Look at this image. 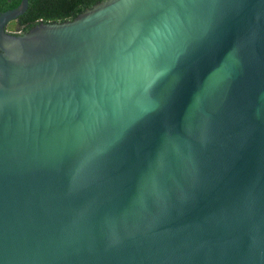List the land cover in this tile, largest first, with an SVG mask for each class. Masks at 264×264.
Wrapping results in <instances>:
<instances>
[{"label": "water", "instance_id": "1", "mask_svg": "<svg viewBox=\"0 0 264 264\" xmlns=\"http://www.w3.org/2000/svg\"><path fill=\"white\" fill-rule=\"evenodd\" d=\"M0 11V264H264V0Z\"/></svg>", "mask_w": 264, "mask_h": 264}, {"label": "trees", "instance_id": "2", "mask_svg": "<svg viewBox=\"0 0 264 264\" xmlns=\"http://www.w3.org/2000/svg\"><path fill=\"white\" fill-rule=\"evenodd\" d=\"M19 0H0V11L17 5ZM97 0H27L25 10L12 19L18 32L39 21L70 19Z\"/></svg>", "mask_w": 264, "mask_h": 264}, {"label": "rangeland", "instance_id": "3", "mask_svg": "<svg viewBox=\"0 0 264 264\" xmlns=\"http://www.w3.org/2000/svg\"><path fill=\"white\" fill-rule=\"evenodd\" d=\"M5 27H6V29L9 30V31H17V30L15 29V24L13 23L12 20L8 21V22L5 24Z\"/></svg>", "mask_w": 264, "mask_h": 264}]
</instances>
